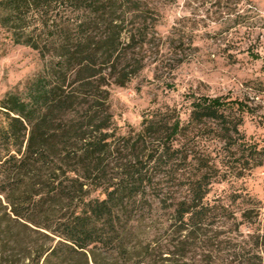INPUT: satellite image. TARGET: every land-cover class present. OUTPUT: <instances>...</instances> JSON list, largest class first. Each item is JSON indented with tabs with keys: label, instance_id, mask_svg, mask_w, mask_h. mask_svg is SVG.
Here are the masks:
<instances>
[{
	"label": "trees",
	"instance_id": "obj_1",
	"mask_svg": "<svg viewBox=\"0 0 264 264\" xmlns=\"http://www.w3.org/2000/svg\"><path fill=\"white\" fill-rule=\"evenodd\" d=\"M159 20L150 0H0V29L42 62L0 99V264H264L260 202L212 195L245 167L221 172L189 147L211 130L264 167L241 132L252 108L193 93L187 119L156 107L126 133L110 112V88L146 68ZM182 165L195 173L175 189Z\"/></svg>",
	"mask_w": 264,
	"mask_h": 264
},
{
	"label": "rangeland",
	"instance_id": "obj_2",
	"mask_svg": "<svg viewBox=\"0 0 264 264\" xmlns=\"http://www.w3.org/2000/svg\"><path fill=\"white\" fill-rule=\"evenodd\" d=\"M150 1L161 20L148 64L126 87L110 88V112L120 131L138 129L143 112L165 105L177 107L183 120L187 119L193 93L225 96L253 109V114L244 116L241 132L264 147V0ZM23 23L30 31L38 21L29 13ZM157 48L161 49L158 53ZM161 55L163 61L158 63L164 66L156 69L153 59ZM41 69L35 51L14 44L0 29V99L7 92L21 90ZM170 84L174 87L169 88ZM209 131L190 142V149L212 153L221 172L226 169L223 162L237 172L246 169L239 178L228 174L227 180L214 185L212 195L228 201L230 193L239 191L244 194L238 202L241 209L251 205L250 195L260 202L264 219V167L253 168V160L238 146L232 148L233 153L224 150L225 143L212 139L214 133ZM189 170L195 173L193 166L179 168L175 189L184 187L182 180Z\"/></svg>",
	"mask_w": 264,
	"mask_h": 264
}]
</instances>
